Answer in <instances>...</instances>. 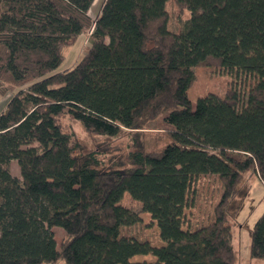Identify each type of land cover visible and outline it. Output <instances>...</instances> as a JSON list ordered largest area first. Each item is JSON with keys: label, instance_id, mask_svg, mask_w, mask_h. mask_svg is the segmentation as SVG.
<instances>
[{"label": "trees", "instance_id": "obj_1", "mask_svg": "<svg viewBox=\"0 0 264 264\" xmlns=\"http://www.w3.org/2000/svg\"><path fill=\"white\" fill-rule=\"evenodd\" d=\"M175 1L190 13L178 32L169 0H105L95 19V0H0V94L13 92L0 113V264H236L240 185L246 174L264 184V0ZM87 32L84 57L57 72ZM214 64L245 78V92L234 83L193 106L194 69ZM63 116L91 135H131L129 167L82 151ZM157 122L168 140L147 150L136 130ZM205 175L223 190L211 221L193 229L187 211ZM126 194L163 245L122 233L142 221ZM250 255L264 260V212Z\"/></svg>", "mask_w": 264, "mask_h": 264}, {"label": "rangeland", "instance_id": "obj_2", "mask_svg": "<svg viewBox=\"0 0 264 264\" xmlns=\"http://www.w3.org/2000/svg\"><path fill=\"white\" fill-rule=\"evenodd\" d=\"M104 1L97 0L94 6L91 7L89 15L93 19H95ZM166 9L168 11L169 28L173 32H178L181 22L190 17L189 11L182 8L175 0H169ZM89 34L90 32H87L80 36L76 43L66 50V58L57 69V72L73 68L84 57L86 48L89 46ZM194 73L195 81L188 91L189 99L193 106L196 105L198 98L206 96L209 93L220 96L225 95L234 83L245 92V78H242L244 82H241V79L235 82L231 74L224 72L215 64L198 66L194 69ZM248 82L249 80H247V84ZM12 93L0 94V110L1 107L7 106ZM61 124L65 131L75 134L82 151L97 149L102 152V159L106 169L129 167L128 155L133 150L131 135L125 134L111 139L91 135L79 123L73 121L68 116L61 117ZM161 125L160 122H157L149 126V129L136 130L141 132L136 134H144L140 136L142 140H145L147 150H158L168 140L163 136L165 132L163 129H156ZM9 169L14 176L20 177V168L16 161L10 163ZM195 188L197 191L195 205L187 211V221L193 229L211 221L214 208L220 201L223 186L217 176L205 175L196 183ZM240 191L244 197L243 207L238 216L231 220L236 264H264V260L254 259L250 255L251 229L264 212V184L257 175L246 174L240 185ZM122 203L137 211L142 217L141 222L133 226L123 227L121 229L122 233L141 241H149L156 246L163 245L164 242L159 236V229L156 223L151 220L149 214L142 212L141 205L128 194L124 196ZM61 230V228L55 229V238L58 245L61 244L63 238ZM144 260L155 261V257L152 255H137L133 258V261Z\"/></svg>", "mask_w": 264, "mask_h": 264}, {"label": "crops", "instance_id": "obj_3", "mask_svg": "<svg viewBox=\"0 0 264 264\" xmlns=\"http://www.w3.org/2000/svg\"><path fill=\"white\" fill-rule=\"evenodd\" d=\"M96 1H97V0H95L94 4L96 3ZM94 4H93V6H94ZM93 6H92V7H93ZM5 107H6V106H5ZM5 107H3V108L1 107V110H0V111L2 112V111L5 109ZM1 112H0V113H1Z\"/></svg>", "mask_w": 264, "mask_h": 264}]
</instances>
